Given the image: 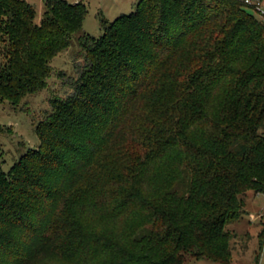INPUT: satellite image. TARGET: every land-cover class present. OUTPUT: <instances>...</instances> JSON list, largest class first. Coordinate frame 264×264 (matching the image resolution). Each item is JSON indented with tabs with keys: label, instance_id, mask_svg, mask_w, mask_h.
Segmentation results:
<instances>
[{
	"label": "trees",
	"instance_id": "trees-1",
	"mask_svg": "<svg viewBox=\"0 0 264 264\" xmlns=\"http://www.w3.org/2000/svg\"><path fill=\"white\" fill-rule=\"evenodd\" d=\"M43 3L35 23L27 1L0 0V101L45 89L75 36L83 62L49 99L38 146L0 167V264H229L226 227L245 194H264L256 10L137 0L95 38L81 2Z\"/></svg>",
	"mask_w": 264,
	"mask_h": 264
},
{
	"label": "rangeland",
	"instance_id": "rangeland-1",
	"mask_svg": "<svg viewBox=\"0 0 264 264\" xmlns=\"http://www.w3.org/2000/svg\"><path fill=\"white\" fill-rule=\"evenodd\" d=\"M35 11V23H39L43 11V0H25ZM69 3L81 2L86 14L82 22L83 32L98 38L102 31L100 18L112 21L120 15L130 14L137 0H66ZM264 9V0L261 1ZM251 13L260 18L258 12ZM0 61L2 57L0 55ZM82 51L75 36L70 46L58 54L52 61V73L46 81V88L33 96L22 99L17 106L9 101H0V125L5 129L0 134V167L8 171L20 155L28 149L38 146L39 140L35 126L50 110L49 99L53 96L64 97L70 92L66 85L70 78L75 77L76 63H82ZM264 133V131H263ZM248 192L243 196V215L240 219L226 227L231 234L229 264H264V194ZM260 256V260L257 259ZM184 264H219L205 259H188Z\"/></svg>",
	"mask_w": 264,
	"mask_h": 264
},
{
	"label": "built area",
	"instance_id": "built-area-1",
	"mask_svg": "<svg viewBox=\"0 0 264 264\" xmlns=\"http://www.w3.org/2000/svg\"><path fill=\"white\" fill-rule=\"evenodd\" d=\"M245 3L253 7L260 15L261 20L264 22V9L261 6L262 3L260 0H255V1H250V0H245Z\"/></svg>",
	"mask_w": 264,
	"mask_h": 264
},
{
	"label": "crops",
	"instance_id": "crops-1",
	"mask_svg": "<svg viewBox=\"0 0 264 264\" xmlns=\"http://www.w3.org/2000/svg\"><path fill=\"white\" fill-rule=\"evenodd\" d=\"M251 196H253V193H250Z\"/></svg>",
	"mask_w": 264,
	"mask_h": 264
}]
</instances>
